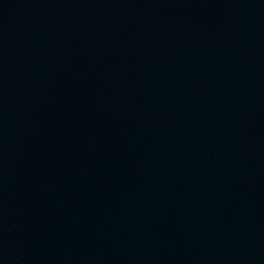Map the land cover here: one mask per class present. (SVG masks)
Listing matches in <instances>:
<instances>
[{
    "label": "water",
    "instance_id": "95a60500",
    "mask_svg": "<svg viewBox=\"0 0 264 264\" xmlns=\"http://www.w3.org/2000/svg\"><path fill=\"white\" fill-rule=\"evenodd\" d=\"M0 264H264V0H0Z\"/></svg>",
    "mask_w": 264,
    "mask_h": 264
}]
</instances>
